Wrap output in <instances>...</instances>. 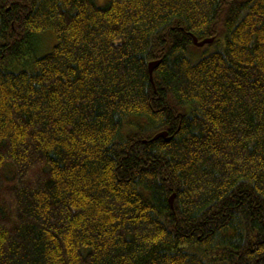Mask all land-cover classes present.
<instances>
[{"label":"trees","instance_id":"16d2710c","mask_svg":"<svg viewBox=\"0 0 264 264\" xmlns=\"http://www.w3.org/2000/svg\"><path fill=\"white\" fill-rule=\"evenodd\" d=\"M100 1L0 0V264H264V0Z\"/></svg>","mask_w":264,"mask_h":264},{"label":"water","instance_id":"95a60500","mask_svg":"<svg viewBox=\"0 0 264 264\" xmlns=\"http://www.w3.org/2000/svg\"><path fill=\"white\" fill-rule=\"evenodd\" d=\"M193 38V42L194 45L198 48H203L205 45H209V44H213L214 43V39H205L204 41H199L198 38H196L195 36H192ZM160 66V62L156 61V62H152L149 64V75H150V81L152 83H154V72L155 70ZM161 138L166 139L167 141H170V139H168V134L166 132H161L158 133L155 137H154V141H157ZM174 201H175V195H173L170 198V205L173 208L174 207Z\"/></svg>","mask_w":264,"mask_h":264},{"label":"rangeland","instance_id":"374dc122","mask_svg":"<svg viewBox=\"0 0 264 264\" xmlns=\"http://www.w3.org/2000/svg\"><path fill=\"white\" fill-rule=\"evenodd\" d=\"M99 3L102 4V0ZM40 41L45 47H41L33 56H30L29 58L43 57L49 54L57 44V38L52 32H48V34L44 35Z\"/></svg>","mask_w":264,"mask_h":264},{"label":"bare ground","instance_id":"6f19581e","mask_svg":"<svg viewBox=\"0 0 264 264\" xmlns=\"http://www.w3.org/2000/svg\"><path fill=\"white\" fill-rule=\"evenodd\" d=\"M148 70H149V68H148ZM153 78H154V77H153ZM167 134H168V133H167ZM161 139L165 140L166 142H170V141L172 140V138H170L169 135H168V139H170V141H167V140L164 139V138H161ZM153 141H154V139H153Z\"/></svg>","mask_w":264,"mask_h":264}]
</instances>
